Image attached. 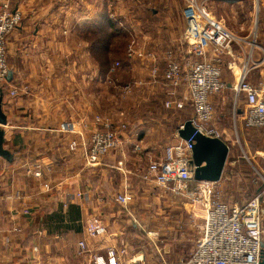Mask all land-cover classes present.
<instances>
[{"label":"crops","instance_id":"1","mask_svg":"<svg viewBox=\"0 0 264 264\" xmlns=\"http://www.w3.org/2000/svg\"><path fill=\"white\" fill-rule=\"evenodd\" d=\"M159 1L154 7L142 0V12L137 9L124 32L104 15L102 0H0L21 14L6 41L10 79L0 84L5 119L0 124L5 152L0 154V264H96L94 257L106 260L110 249L117 264H184L192 252L202 206L143 178L147 164L162 157L166 145L184 140L176 132L193 117L188 90L162 79L168 51L180 62L189 56L182 39L184 6L182 0ZM108 33L133 40L145 57H128L123 41L101 43ZM102 44L117 51L109 65L103 63ZM115 62L120 68L109 80ZM152 66L158 70L155 79ZM229 91L226 100L210 96L212 123L228 146L214 185L223 201L239 204L259 188L249 164L264 167V133L245 126L243 96L232 119ZM166 101L173 103L166 106ZM97 117L113 123L123 118L127 128L122 150L91 165L85 151L89 134L100 126ZM27 168L40 170L41 176ZM118 194L129 197L121 203ZM94 219L104 233L88 234ZM261 239L264 244V233ZM80 241L86 244L83 250Z\"/></svg>","mask_w":264,"mask_h":264},{"label":"built area","instance_id":"2","mask_svg":"<svg viewBox=\"0 0 264 264\" xmlns=\"http://www.w3.org/2000/svg\"><path fill=\"white\" fill-rule=\"evenodd\" d=\"M183 16L186 19V26L182 39L187 45L189 56L180 62L168 51L162 79L172 88L184 86L188 90L193 108L192 125L205 136L219 138L220 132L212 123L214 110L210 96L218 94L222 88L228 86L231 87L235 100L240 96L245 99L247 106L244 113L245 126L258 128L264 133V80L258 85L248 80L251 69L258 67L263 60H254L252 65H248L250 58L242 64L237 63L233 47L235 44L239 45L242 38L231 33L218 20L211 17L196 0L187 1ZM20 21L21 14L17 10H11L8 3L0 4V84L6 81L9 73L7 36ZM126 54L130 58L145 57L136 48L133 40L127 45ZM226 56L230 60L227 67L235 76L231 84L222 80L221 64ZM147 57L153 56L147 53ZM118 66L119 63L115 62L109 68L108 79ZM157 71V67L152 66V79L156 78ZM129 87L130 84L125 86ZM9 93L14 95L15 90H10ZM172 103L173 101H166L165 105ZM175 106L181 108L182 103L175 102ZM97 119L100 126L92 130L86 143V162L91 165L98 163L103 156L113 150H122L123 132L127 128L123 118L116 123L107 118ZM192 145L191 138L166 145L163 156L150 161L143 174L145 180L163 186L173 194L186 196L203 208V221L198 226L193 250L184 260V264H259L262 253L261 238L264 233L262 226L264 169L262 173L257 172L261 184L254 195L239 204H229L221 199L214 182L202 180L187 187V182L193 180L189 166ZM75 146L76 142L72 141L70 148L73 149ZM134 147L139 149L137 145ZM27 171L35 177L41 176L40 170L33 171L27 168ZM43 186L45 189L50 188L47 183ZM128 197L125 194H118L115 199L124 203ZM104 231V226L97 219L87 226L90 235H100ZM79 247L83 250L86 244L80 241ZM94 262L117 264L114 250L107 251L106 260L98 256L94 257Z\"/></svg>","mask_w":264,"mask_h":264},{"label":"rangeland","instance_id":"3","mask_svg":"<svg viewBox=\"0 0 264 264\" xmlns=\"http://www.w3.org/2000/svg\"><path fill=\"white\" fill-rule=\"evenodd\" d=\"M89 1L99 2V0H89ZM162 1H166V3L168 4L174 3L171 0H162ZM187 1L188 0H182L183 6H185ZM196 1L199 4H202L204 6L203 8H205L210 12L209 15L214 19L218 20L231 33L235 34L238 37H241L242 40L244 39L245 44L244 43L241 44L242 40L240 42L241 46H243L244 48V53L238 54V51H242V50H238L236 46L233 47V53L238 57L237 63L242 64L243 62H246V59L248 58H250V60L248 61V65H252V62L254 60H263V62L258 67L251 69L248 76V80L250 82L258 85L260 81L264 80V0H235L233 2H228L226 0L224 1L196 0ZM141 2L142 0H102L101 8L104 9V15L105 16L107 15L108 19L111 18V20L112 19L115 20L116 26L117 25L120 26L121 24V28L125 32L129 30L130 27H132V22H133L132 16H134V13L137 12V9L139 8L140 11L142 12L144 7ZM159 2H160L159 0H150V4L154 7H158V4H160ZM176 5L178 6L177 3ZM166 32L167 31H163V34H166ZM146 33L150 34V31H147ZM109 35H110L109 33L108 35L104 34L101 43L105 42L107 45V42L109 40L111 46H115V45L117 46L118 41H123L121 46L127 47L130 41L129 38L126 37L122 38L121 36L116 35L114 36V38H112ZM91 37L93 39L95 36L93 35L90 36L88 38V41L91 40ZM121 46H120V50H121ZM237 46H239L240 49H243L242 47H240V45ZM100 51L103 54L104 64L109 65V63H112L111 62L112 58L116 57L117 51L108 49V47H105L104 44L101 45ZM229 61H230L229 58L226 56L223 58L221 64L222 80L227 84L232 83L235 79L234 72L227 67ZM111 66L109 68H111ZM119 68H120V64L112 76L117 75ZM229 90H231V87L225 86L218 94L222 95V97H224V99L226 100V95L229 94L230 96ZM231 92H232L231 93L232 99H231V106L229 109H230V115H232V119H233L234 115L237 116L235 114V112L237 111L236 109L234 110V107L237 108V106H239V104L241 105L242 102L239 100L237 102L234 99L233 91ZM106 107L107 106H104V108ZM233 123L234 122L231 119H229L228 125L231 128L233 127ZM234 135L233 136L231 135L233 139L235 138ZM263 169H264L263 165L257 167L253 162L249 164L250 173L254 175V184H253L254 187L259 186L261 184L260 183L261 180L257 172L259 171L262 173Z\"/></svg>","mask_w":264,"mask_h":264},{"label":"water","instance_id":"4","mask_svg":"<svg viewBox=\"0 0 264 264\" xmlns=\"http://www.w3.org/2000/svg\"><path fill=\"white\" fill-rule=\"evenodd\" d=\"M233 2L235 0H226ZM10 79V72L7 79ZM5 119L0 109V124H4ZM177 135L187 140L191 138L193 141L191 150V159L189 160V166L193 173V179L195 181H210L216 182L220 179L224 163L228 154V146L220 138L209 137L199 133L192 125L191 120H187L183 123L182 128L177 130ZM2 132L0 130V138ZM0 154H5L1 150ZM262 245V253L259 264H264V244Z\"/></svg>","mask_w":264,"mask_h":264},{"label":"trees","instance_id":"5","mask_svg":"<svg viewBox=\"0 0 264 264\" xmlns=\"http://www.w3.org/2000/svg\"><path fill=\"white\" fill-rule=\"evenodd\" d=\"M113 21H114V20H113ZM108 24H109V25H108L109 27H112L114 23H113L112 21L109 20ZM3 83H4V82H3Z\"/></svg>","mask_w":264,"mask_h":264}]
</instances>
